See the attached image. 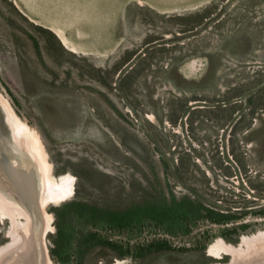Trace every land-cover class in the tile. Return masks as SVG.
<instances>
[{"label":"rangeland","instance_id":"374dc122","mask_svg":"<svg viewBox=\"0 0 264 264\" xmlns=\"http://www.w3.org/2000/svg\"><path fill=\"white\" fill-rule=\"evenodd\" d=\"M0 96L36 130L53 175L74 176L73 195L45 207L49 264H76L86 229L103 243L82 264H230L208 246L264 233V0H0ZM184 197L238 218L116 230L88 212ZM74 199L82 215L60 221L58 262L53 208ZM239 224L237 242L221 236ZM11 225L0 217V255ZM118 245L144 247L136 259Z\"/></svg>","mask_w":264,"mask_h":264},{"label":"bare ground","instance_id":"6f19581e","mask_svg":"<svg viewBox=\"0 0 264 264\" xmlns=\"http://www.w3.org/2000/svg\"><path fill=\"white\" fill-rule=\"evenodd\" d=\"M61 41L67 46L65 39ZM73 193L74 176L53 175L36 130L0 96V217L11 219L15 239L1 253L0 264H49L43 241L53 227L45 207L59 204ZM19 216L25 224L16 221ZM239 246L219 239L207 252L215 258L231 254L230 264H264V233L243 237Z\"/></svg>","mask_w":264,"mask_h":264},{"label":"trees","instance_id":"16d2710c","mask_svg":"<svg viewBox=\"0 0 264 264\" xmlns=\"http://www.w3.org/2000/svg\"><path fill=\"white\" fill-rule=\"evenodd\" d=\"M82 203L78 199L71 200L70 202L65 203L62 206L53 208V212L56 216V226L58 228V235L53 239L54 247H52L50 253L53 258H56V261L58 262H67L68 260L64 257H61L62 250L60 249L61 244H59V238L61 236V224L64 220H70V218L74 217L75 215H82L79 214L78 209L74 207L75 204ZM71 205V206H70ZM66 206H69L68 213L70 211V214L68 216H65V218H61V211ZM76 206V205H75ZM257 211L264 214V206L259 208ZM91 214H98L100 216L108 217L106 220L105 228L109 229H116L120 230L123 228L132 229L134 225L141 226L146 225V222H154V225L156 227L162 226L163 223L168 222L169 225H176V227H180L181 231L186 229L190 226V223L194 221V219L200 217V218H206L214 223H224L228 221L235 220L237 215L233 212H222L217 208L208 207V206H201L200 204H197L194 200H191L190 198L184 197L180 201L173 200L172 202H163L160 204H155L153 202L145 203L141 205L140 203H133L130 204L128 207H124L121 210H115L110 211L107 208H100L96 211L90 210L88 211ZM244 213V212H243ZM83 217V216H82ZM161 218V219H160ZM95 220V221H94ZM101 220V218H98L96 215H91L89 225L91 227H94L98 225V222ZM246 226V224H239V225H232L230 228H226L222 232V237L227 239L231 242H237L238 234H239V228L243 229ZM79 237L75 240L77 253L78 254H84L86 251L91 250L93 247L100 245L101 243L98 242L99 238H97L96 234L97 232H90L88 229L86 231H81L79 233ZM93 234V235H92ZM95 234V235H94ZM235 234V236H234ZM91 235L93 238H89L91 241L90 244H84L82 248L78 250L80 247L82 240L85 242V239L81 238L83 236H89ZM159 240H152L149 242L146 247H150L153 244H158ZM118 256L119 257H125V256H132L134 258H140L139 251L143 249L144 245H134V246H127L122 248V246H119ZM131 247H133L131 249ZM81 255L76 256V264H82L81 262Z\"/></svg>","mask_w":264,"mask_h":264},{"label":"crops","instance_id":"0c3cea01","mask_svg":"<svg viewBox=\"0 0 264 264\" xmlns=\"http://www.w3.org/2000/svg\"><path fill=\"white\" fill-rule=\"evenodd\" d=\"M61 39H65V40H66V42H67V39H66L65 37H62Z\"/></svg>","mask_w":264,"mask_h":264}]
</instances>
